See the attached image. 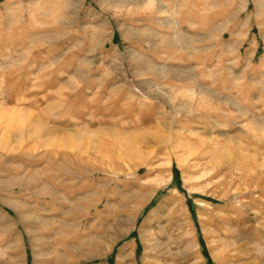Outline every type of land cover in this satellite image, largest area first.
<instances>
[{
	"label": "rangeland",
	"instance_id": "1",
	"mask_svg": "<svg viewBox=\"0 0 264 264\" xmlns=\"http://www.w3.org/2000/svg\"><path fill=\"white\" fill-rule=\"evenodd\" d=\"M0 264H264V0H0Z\"/></svg>",
	"mask_w": 264,
	"mask_h": 264
},
{
	"label": "bare ground",
	"instance_id": "2",
	"mask_svg": "<svg viewBox=\"0 0 264 264\" xmlns=\"http://www.w3.org/2000/svg\"><path fill=\"white\" fill-rule=\"evenodd\" d=\"M148 4H149V3H148ZM148 4H147V5H148ZM150 4H151V3H150ZM150 4H149L148 6H150ZM145 5H146V4H145ZM147 5L145 6L146 8L148 7ZM153 5H154V4H152V6H153ZM262 6H263V5H262ZM258 7H259V5H258ZM148 8H149V7H148ZM150 8H152V7H150ZM205 100H207V99H205ZM143 187H144V186H143ZM148 192H149V191H148ZM140 196H141L140 194H137V195L135 194V196H134L133 199H134V200H135V199H139ZM129 198H130V197H129ZM131 198H132V197H131ZM131 198H130V199H131ZM128 220H131V219L129 218ZM122 226H123V224H122ZM121 230H122V229H121ZM118 233H119V232H118ZM123 234H125V233H123Z\"/></svg>",
	"mask_w": 264,
	"mask_h": 264
},
{
	"label": "crops",
	"instance_id": "3",
	"mask_svg": "<svg viewBox=\"0 0 264 264\" xmlns=\"http://www.w3.org/2000/svg\"><path fill=\"white\" fill-rule=\"evenodd\" d=\"M192 35L195 36V32H192Z\"/></svg>",
	"mask_w": 264,
	"mask_h": 264
}]
</instances>
